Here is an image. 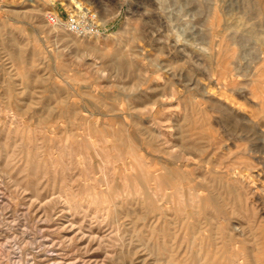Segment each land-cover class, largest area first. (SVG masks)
<instances>
[{
    "label": "rangeland",
    "instance_id": "rangeland-1",
    "mask_svg": "<svg viewBox=\"0 0 264 264\" xmlns=\"http://www.w3.org/2000/svg\"><path fill=\"white\" fill-rule=\"evenodd\" d=\"M183 1L0 0V264H264V0Z\"/></svg>",
    "mask_w": 264,
    "mask_h": 264
},
{
    "label": "bare ground",
    "instance_id": "bare-ground-1",
    "mask_svg": "<svg viewBox=\"0 0 264 264\" xmlns=\"http://www.w3.org/2000/svg\"><path fill=\"white\" fill-rule=\"evenodd\" d=\"M184 1H185V0H184ZM184 1H183V2H184ZM188 1H189V0H188ZM203 1H204V0H203ZM208 1H210V0H208ZM189 2H190V1H189ZM210 2H212V1H210ZM191 3H193V2H191ZM198 3H199V2H198ZM205 3H206V2H205ZM193 4H194V3H193ZM208 4H210V3H208ZM188 5H190V4H188ZM196 5H197V4H196ZM203 5H204V4H203ZM69 6H70V7L73 6L71 2L69 3ZM193 6H194V5H193ZM193 6H192V7H193ZM209 6H210V5H209ZM218 6H219V5H218ZM226 6H227V5H226ZM185 7L187 8V6H185ZM219 7H220V6H219ZM230 7H231V6H230ZM199 8H200V7H199ZM206 8H207V7H206ZM211 8H212V7H211ZM191 9H192V8H191ZM201 9H202V8H201ZM227 9H228V8H227ZM193 10H194V9H193ZM204 10H205V9H204ZM189 11H190V10H189ZM198 11H199V10H198ZM207 11H208V10H207ZM198 13H199V12H198ZM221 13H222V12H221ZM226 13H227V12H226ZM195 14H196V13H195ZM203 14H204V13H203ZM223 14H225V13H222V16L225 17L226 14H225V15H223ZM234 14H235V13H234ZM30 15H31V14H30ZM187 15H189V14H187ZM204 15H205V14H204ZM204 15H203V16H204ZM208 15H209V14H208ZM228 15H229V14H228ZM228 15H227V16H228ZM192 16H193V15H192ZM209 16H210V15H209ZM209 16H208V17H209ZM51 17H52V16H51ZM216 17H217V15H216ZM199 18H200V17H199ZM52 19H53V21H56V22H58V23H60V21H61V20H59L58 18L56 19V18H54V17H53ZM200 19H201V18H200ZM226 19H228V20L230 19L229 21L232 22V20H231L230 17H229V18H226ZM198 20H199V19H198ZM216 20H217V19H216ZM195 21H196V20H195ZM205 21H206V20H205ZM233 22H235V21H233ZM229 23H230V22H229ZM229 23H228V25L231 24V23H230V24H229ZM199 24H200V23H199ZM224 24L226 25L227 23L224 22ZM215 25L217 26V23H216ZM225 25H224V26H225ZM231 25H232V24H231ZM236 25H237V24H236ZM239 25H240V24H239ZM203 26H204V25H203ZM235 27H237V26H235ZM239 27H240V26H239ZM225 28H226V27H224V29H225ZM217 29H218V28H217ZM203 30H204V29H203ZM230 30H231V29H230ZM252 30H254V29H252ZM199 31H201V30H199ZM224 31H225V30H224ZM245 31H246V30H245ZM247 31H248V30H247ZM249 31H250V30H249ZM254 31H255V30H254ZM201 32H202V31H201ZM65 33H66V35H68V36L70 37V34H69L68 32L65 31ZM207 33H208V31H207ZM257 33H258V32H257ZM209 34H210V33H209ZM247 34H248V33H247ZM74 35H75V34H74ZM74 35H73V36H74ZM256 35H257V34H256ZM134 36H135V35H134ZM134 36H132V37H134ZM65 37H66V36H65ZM201 37H202V36H201ZM262 37H263V36H262ZM66 38H68V37H66ZM75 38L78 40L79 43H82V41H79V39H78L77 37H75ZM79 38H80V37H79ZM135 38H136V36H135ZM257 38H258V37H257ZM208 39H209V38H208ZM260 39H262V38H260ZM71 40L76 41V40H74L73 38H72ZM13 41H14V40H13ZM73 41H72V42H73ZM131 41H132V40H131ZM133 41H134V40H133ZM76 42H77V41H76ZM78 42H77V43H78ZM135 42H136V41H135ZM200 42H201V41H200ZM207 43H208V42H207ZM218 43H219V42H218ZM225 43H226V42H225ZM82 44H83V43H82ZM230 45H232V44H230ZM232 46H233V45H232ZM83 48H84V47H83ZM80 49H81V48H80ZM120 49H121V48H120ZM132 49H134V48H132ZM132 49H130V50H132ZM134 50H135V53H132V54H136V52L139 51V50L136 51V49H134ZM224 50H226V49H223V52H225ZM229 50H231V47L228 48V52H229ZM232 50H233V49H232ZM232 50H231L230 52H232ZM116 51H117V50H116ZM116 51H115L114 53H116ZM125 51H126V50H125ZM132 51H133V50H132ZM200 51L202 52V50H200ZM218 51L220 52L221 50H218ZM108 52H109V51H108ZM121 52H122V51H121ZM121 52H120V53H121ZM127 52H128V51H127ZM127 52H126V53H127ZM263 52H264V51H263ZM17 53H18V52H17ZM17 53H16V54H17ZM114 53H113V54H114ZM195 53H196V52H195ZM110 54H111V53H110ZM116 54H117V53H116ZM128 54H129V53H128ZM128 54H126V57L129 56ZM218 54H219V53H218ZM139 55H140V54H139ZM222 55H223V54H222ZM234 55H235V54H234ZM20 56H21V53H20ZM115 56H116V55H113V57H115ZM121 56H122V55H121ZM187 56H188V55H187ZM194 56H195V55H193V59H194ZM215 56H216V51H215V55H214V57H215ZM227 56H229V55H227ZM261 56H263V55H261ZM15 57H17V59H18V56H17V55H16ZM191 57H192V56H191ZM202 57H203V56H202ZM230 57H232V55H230ZM19 58H20V57H19ZM108 58H109V57H108ZM116 58H117V57H116ZM123 58H124V57H123ZM130 58H131V57H130ZM130 58H129V60H130ZM228 58H229V57H228ZM259 58H260V57H259ZM20 59H21V58H20ZM118 59H119V56H118ZM124 59H125V60H124ZM124 59H123V60L126 61L128 58H127V59L124 58ZM133 59H134V58H133ZM185 59H186V58H185ZM185 59H184V60H185ZM191 59H192V58H191ZM191 59H190V60H191ZM195 59H196V58H195ZM195 59H194V60H195ZM208 59H209V58H208ZM260 59H264V57H261ZM18 60H19V59H18ZM28 60H29V59H28ZM114 60H116V59L114 58ZM120 60H121V59H120ZM123 60H122V62H124ZM31 61H32V60H31ZM130 61H132V60H130ZM262 61H263V60H261V63L263 64ZM118 62H119V60H118ZM127 62H128V61H127ZM127 62H124L122 65L124 66V64H126ZM132 62H133V61H132ZM132 62H131V63H132ZM171 62H172V61H171ZM28 63H29V61H28ZM120 63H121V61H120ZM169 63H170V62H169ZM129 64H130V62H129ZM132 64H133V63H132ZM135 64H136V63H135ZM218 64H219V63H218ZM28 65H29V64H28ZM165 65H166V64H165ZM165 65H164V66H165ZM188 65H189V64H188ZM260 65H261V64H260ZM117 66H118V65H117ZM125 66L127 67L128 65H125ZM131 66H132V65H131ZM167 66H168V65H166V67H167ZM171 66H172V65H171ZM176 66H178V65H176ZM255 66H256V65H255ZM258 68H259V66H258L256 69L258 70ZM261 68H262V66H261ZM171 69H172V68H171ZM262 69H263V68H262ZM188 70H189V69H188ZM191 70H192V69H191ZM260 70H261V69H260ZM260 70H259V71H260ZM259 71H258V72H259ZM189 72H190V70H189ZM260 72H261V71H260ZM231 73L233 74V71H232ZM261 73H262V72H261ZM261 73H259V74L261 75ZM35 74H36V73H35ZM172 74H173V72H172ZM190 74H191V73H190ZM229 74H230V73H229ZM235 74H236V73H235ZM38 75H39V74H38ZM225 75H226V74H225ZM227 75H228V74H227ZM172 76H173V75H172ZM257 76H258V75H257ZM169 78H171V77H169ZM218 78H219V77H218ZM218 78H217V79H218ZM228 78H229V77H228ZM259 78L261 79V77L258 76V78H256V80L259 79ZM230 79H232V78H230ZM236 79H237V78H236ZM174 80H175V79H174ZM203 80H204V79H203ZM222 80H223V79H222ZM227 82H228V81H227ZM233 82H235V80H234ZM254 82H255V81H254ZM260 82H261V81H260ZM231 83H232V82H231ZM258 83H259V82H258ZM18 84H19V83H18ZM220 84H221V83H220ZM254 84H255V83H254ZM259 84H260V83H259ZM198 85H199V86H200V85L203 86V84H201V80H200V79H197V86H198ZM205 85H206V84H205ZM221 85H222V84H221ZM256 85H257V84H256ZM263 85H264V84H263ZM202 86H201V87H202ZM217 86H219V85H217ZM223 86H224V85H223ZM223 86H222V87H223ZM237 86H238V85H237ZM237 86H235V84H234V87H233V88H235V87H237ZM33 87H34V86H33ZM207 87H211V86L206 85V87H205V89H204V90H205L204 92H206V93L209 95L210 92H212V91H210V90H213L212 88H214V87H212L209 91H208ZM224 87H225V86H224ZM23 88H24V87H23ZM199 88H200V87H199ZM217 88H218V87H217ZM226 88H227V87H226ZM237 88H239V87H237ZM172 89H173V88H172ZM200 89H203V88H200ZM20 90H21V88H20ZM194 90H196V91L198 92L199 89H198V90H197V89H194ZM224 90H225V89H224ZM228 90H229V89H228ZM258 90H259V88H258ZM219 91H220V90H219ZM232 91H233V90H232ZM241 91H242V90H241ZM197 92H196V93H197ZM213 92H215V91H213ZM234 92H235V91H234ZM168 93H169V92H168ZM171 93H172V92H171ZM223 93H224V91H223ZM223 93H222V94H223ZM191 94L193 95V93H191ZM198 94H201V93L198 92ZM132 95H133V94H132ZM164 95H165V94H164ZM196 95H197V94H196ZM202 95H203V94H202ZM210 95H214V94H210ZM226 95H227V93L225 94V97H226ZM173 96H174V95H173ZM194 96H195V95H194ZM197 96H198V95H197ZM199 96H200V95H199ZM223 96H224V95H223ZM261 96H262V95H261ZM148 97H149V96H148ZM165 97H166V96H165ZM168 97H169V96H168ZM192 97H193V96H192ZM204 97H205V96H204ZM204 97L202 96V98H204ZM213 97H214V96H213ZM230 97H231V96H230ZM23 98H24V97H23ZM193 98H197V97H193ZM206 98H207V97H206ZM210 98H211V97H210ZM228 98H229V97H228ZM246 98H247V97H246ZM262 98H263V97H262ZM135 99H136V98H135ZM167 99H168V98H167ZM170 99H171V97H170ZM208 99H209V98H208ZM231 99H233V98H231ZM263 99H264V98H263ZM263 99H262V100H263ZM4 100H5V99H4ZM140 100H141V99H140ZM210 100H211V99H210ZM213 100H214V99H212V101H213ZM225 100H226V99H225ZM262 100H260V103H261ZM218 101H219V99H218ZM226 101H227V102H228V101L230 102V99H227ZM233 101H234V100H233ZM214 102L216 103L217 101L214 100ZM217 103H219V102H217ZM258 103H259V102H258ZM45 104H46V103H45ZM155 104H157V103H155ZM169 104H170V103H169ZM223 104H224V103H223ZM230 104H232V103H230ZM34 105H35V104H34ZM36 105H37V104H36ZM163 105H164V104H163ZM193 105H194V104H193ZM195 105H196V104H195ZM233 105H234V103H233ZM235 105H236V104H235ZM239 105H240V104H239ZM44 106H45V105H44ZM50 106H51V105H50ZM147 106H148V104H147ZM173 106H174V105H173ZM197 106H198V103H197ZM197 106H196V108H197ZM225 106H226V104H225ZM227 106H228V105H227ZM166 107H167V106H166ZM176 107H177V106H176ZM231 107H232V106H231ZM259 107H260L261 109H263V110H261V113L264 115V101H263V104H261ZM154 108H155V107H154ZM173 108H174V107H173ZM191 108H192V110H194L193 107H191ZM191 108H190V109H191ZM218 108H219V107H218ZM226 108H227V107H226ZM257 108H258V105H257ZM186 109H187V108H186ZM237 109L239 110L240 108H237ZM242 109H243V108H242ZM258 109H259V108H258ZM258 109H257V110H258ZM41 110H42V109H41ZM137 110H138V109H137ZM153 110H154V109H153ZM215 110H219V109H215ZM243 110H245V109H243ZM243 110H242V111H243ZM37 111H38V110H37ZM139 111H140V110H139ZM189 111H190V110L188 109V112H189ZM197 111H198V110H197ZM226 111H227V110H226ZM228 111H229V108H228ZM228 111H227V112H228ZM230 111H231V110H230ZM232 111H234V110H232ZM232 111H231L230 113H231L232 115H234L235 113L233 112V113H234V114H233ZM240 111H241V110H240ZM258 111L260 112V109H259ZM214 112H215V111H214ZM218 112H219V111H218ZM218 112L216 111L215 113L217 114ZM220 112H222V114H224L223 111H220ZM245 112H246V111H245ZM190 113H191V111H190ZM190 113H189V114H190ZM230 113H229V114H230ZM241 113H242V112H241ZM243 113H244V112H243ZM187 114H188V113H187ZM189 114H188V115H189ZM227 114H228V113H227ZM229 114H228V115H229ZM245 114H246V113H245ZM41 115H42V114H41ZM203 115H205V114H203ZM220 115H221V114H220ZM220 115H219V116H220ZM224 115H225V114H224ZM224 115H223V117H224ZM228 115H226V117H227ZM232 115H230L229 117H232ZM235 115L239 116V114H235ZM240 115H241V114H240ZM44 116H45V114H44ZM58 116H59V114H58ZM129 116H130V115H129ZM189 116H190V115H189ZM191 116H194V115H191ZM214 116H217V117H218V115H215V114H214ZM214 116H213V117H214ZM244 116H245V115H244ZM42 117H43V116H42ZM207 117H209V116H207ZM221 117H222V116H220L219 119H220ZM223 117H222V118H223ZM239 117H241V116H239ZM245 117H247V116H245ZM261 117H262V116H261ZM188 118H189V117H188ZM214 118L216 119V117H214ZM222 118H221V119H222ZM248 118H249V117H248ZM259 118H260V117H259ZM263 118H264V117H263ZM192 119H193V118H192ZM199 119H200V118H199ZM207 119H208V118H207ZM238 119H239V118H238ZM240 119H241V118H240ZM244 119H246V118H244ZM256 119H257V117H256ZM213 120H214V119H213ZM249 120H250V119H249ZM162 121H163V120H162ZM166 121H167V120H166ZM200 121H201V120H200ZM251 121H252V120H250V122L248 121L249 124H250V123H252L253 125L256 124V122L253 123L254 121H252V122H251ZM14 122H15V121H14ZM191 122H194V121H191ZM212 122H214V121H212ZM230 122H231V121H230ZM246 122H247V121H246ZM248 122H247V123H248ZM262 122H264V121H262ZM262 122H260L259 124L261 125ZM177 123H178V122H177ZM189 123H190V122H189ZM257 123H258V122H257ZM182 124H183V123H182ZM171 125H173V124H171ZM262 125H263V124H262ZM166 126H167V125H166ZM256 126H257V125H256ZM175 127H176V125H175ZM179 128H180V127H179ZM182 128H183V127H182ZM3 129H4V128H3ZM179 130H180V129H179ZM181 130H182V129H181ZM183 131H184V130H183ZM160 133H161V132H160ZM162 133H163V132H162ZM162 133H161V136H162ZM183 133H185V131H184ZM187 133H188V131H187ZM163 135H164V134H163ZM159 136H160V135H159ZM165 136H166V135H164V137H165ZM187 136H188V135H187ZM162 137H163V136H162ZM188 137H189V136H188ZM202 137H203V136H202ZM169 138H170V137H169ZM185 139H186V136H185ZM183 140H184V139H183ZM208 141H209V140H208ZM219 141H221V143H222V140H219ZM219 141L215 140L216 144H217V142L219 143ZM182 142H183V141H182ZM184 142H185V141H184ZM188 143H189V142H188ZM78 144H79V143H78ZM175 145H176V144H175ZM183 145H184V144H183ZM202 145H203V144H202ZM221 145H222V144H221ZM209 146H210V145H209ZM216 146H217V145H216ZM217 148H218V147H217ZM29 149H30V148H29ZM177 149H178V148H177ZM185 149H186V148H185ZM195 149H196V148H195ZM202 149H203V148H201V150H202ZM205 149H206V148H205ZM36 150H37V149H36ZM203 150H204V149H203ZM184 152H185V151H184ZM201 152H202V151H201ZM215 152H216V151H215ZM190 153H191V152H190ZM197 154H198V153H196V155H197ZM187 155H188V154H187ZM4 156H5V155H4ZM189 156H191V155H189ZM185 158H186V157H185ZM193 158H194V156H193ZM253 158H254V157H253ZM183 159H184V158H183ZM195 159H196V158H195ZM262 159H263V158H262ZM262 159H261V160H262ZM5 160H6V159H5ZM250 161H251V160H250ZM253 162H254V160H253ZM249 164H251V163H249ZM255 164H256V163H255ZM251 165H254V163L251 164ZM251 165H250V166H251ZM250 166H249V167H250ZM255 166H257V165H255ZM255 166H252V167H255ZM108 169H109V168H108ZM232 169H233V168H232ZM251 170H252V169H251ZM251 170H249V171H251ZM256 170H257V169H256ZM60 171H61V170H60ZM235 173H236V172H235ZM60 174H61V173H60ZM55 175H56V174H55ZM235 175H236V174H235ZM11 176H12V175H11ZM243 177H244V176H243ZM249 178H250V177H249ZM8 179H9V178H8ZM30 179H31V178H30ZM236 179H237V178H236ZM13 180H14V179H13ZM236 182H237V180H236ZM34 183H35V182H34ZM44 183H45V182H44ZM32 184H33V183H32ZM40 184H41V183H40ZM38 186H39V185H38ZM17 187H18V186H17ZM27 189H28V188H27ZM24 191H25V190H24ZM27 191H29V190H27ZM32 192H33V191H32ZM40 193H41V192H40ZM32 194H34V193H32ZM37 194H38V193H37ZM154 194L157 195V193H154ZM40 195H41V194H40ZM192 195H193V194H192ZM194 195H195V194H194ZM60 200H61V199H60ZM68 201H69V200H68ZM195 201H196V200H195ZM195 201H194V202H195ZM50 203H51V202H50ZM67 203H69V202H67ZM71 204H72V203H71ZM82 204H83V203H82ZM61 205H62V204H61ZM74 205H76V204H74ZM74 207H76V206H74ZM80 207H81V209H82L83 206L80 205ZM112 207H113V206H112ZM112 207H111V208H112ZM76 208H77V207H76ZM77 209H78V208H77ZM82 211H83V210H82ZM91 212H92V211H91ZM135 214H136V213H135ZM101 221H102V220H101ZM92 224H93V223H92ZM217 228H218V227H217ZM118 235H119V234H118ZM110 246H111V245H110ZM115 246H116V245H115ZM5 249H6V248H5ZM1 252H2V251H1ZM18 252H19V251H18ZM11 253H12V252H11ZM16 254H17V252H13L12 255H16ZM12 255H11V256H12ZM206 260H207V259H206ZM57 263H59V262H56V264H57ZM60 263H61V262H60Z\"/></svg>",
    "mask_w": 264,
    "mask_h": 264
},
{
    "label": "built area",
    "instance_id": "built-area-1",
    "mask_svg": "<svg viewBox=\"0 0 264 264\" xmlns=\"http://www.w3.org/2000/svg\"><path fill=\"white\" fill-rule=\"evenodd\" d=\"M52 18L53 17H51V19ZM61 19L60 20L67 30L75 35H95L103 28L98 12L86 7L78 9L73 13H68L65 17L62 16ZM52 21L53 19L51 22Z\"/></svg>",
    "mask_w": 264,
    "mask_h": 264
}]
</instances>
